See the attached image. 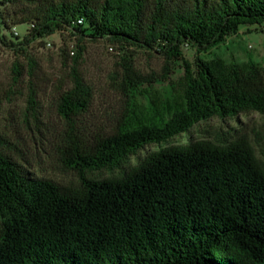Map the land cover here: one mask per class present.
<instances>
[{
  "label": "trees",
  "instance_id": "1",
  "mask_svg": "<svg viewBox=\"0 0 264 264\" xmlns=\"http://www.w3.org/2000/svg\"><path fill=\"white\" fill-rule=\"evenodd\" d=\"M25 22L21 46L56 31H89L180 60L183 76L164 115L89 139L74 118L87 110L91 88L73 76L56 109L67 124L60 163L78 188L30 174L0 135V264H264V67L220 58L191 64L181 54L183 45L199 54L241 26L262 25L264 0H41ZM126 76L136 94L143 78L132 69ZM249 112L263 119L254 137L262 160L242 136L164 147L120 178L86 177L198 122Z\"/></svg>",
  "mask_w": 264,
  "mask_h": 264
},
{
  "label": "rangeland",
  "instance_id": "2",
  "mask_svg": "<svg viewBox=\"0 0 264 264\" xmlns=\"http://www.w3.org/2000/svg\"><path fill=\"white\" fill-rule=\"evenodd\" d=\"M40 1L0 0V135L12 144L14 158L30 174L78 188L76 174L60 163L58 151L64 144L67 124L56 109L60 95L71 88L73 76L91 88L87 110L74 118L77 132L89 139L109 134L123 122L125 126L135 125L154 115H164L166 106L180 94L182 63L166 62L156 53L111 43L105 38H92L89 31L83 35L70 29L56 31L21 46L31 24L19 22ZM181 54L191 64L195 58H220L227 65L253 63L264 67V23L241 26L223 42L199 54L191 46L183 45ZM127 69L143 78L136 94L130 93L127 86ZM149 78L153 82L145 83L144 79ZM262 124L263 119L256 112L225 119L212 117L165 143L146 145L118 169L91 171L86 177L120 178L147 155L164 147L195 141L225 145L242 136L251 142L256 157L262 160L254 139Z\"/></svg>",
  "mask_w": 264,
  "mask_h": 264
},
{
  "label": "built area",
  "instance_id": "3",
  "mask_svg": "<svg viewBox=\"0 0 264 264\" xmlns=\"http://www.w3.org/2000/svg\"><path fill=\"white\" fill-rule=\"evenodd\" d=\"M82 22L80 20L77 21V24H81ZM12 32L15 36L18 35V33L15 31V28H12Z\"/></svg>",
  "mask_w": 264,
  "mask_h": 264
}]
</instances>
